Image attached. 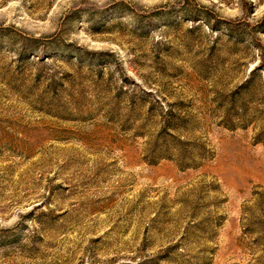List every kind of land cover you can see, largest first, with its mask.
<instances>
[{"label": "rangeland", "instance_id": "obj_1", "mask_svg": "<svg viewBox=\"0 0 264 264\" xmlns=\"http://www.w3.org/2000/svg\"><path fill=\"white\" fill-rule=\"evenodd\" d=\"M264 0H0V264H264Z\"/></svg>", "mask_w": 264, "mask_h": 264}, {"label": "trees", "instance_id": "obj_2", "mask_svg": "<svg viewBox=\"0 0 264 264\" xmlns=\"http://www.w3.org/2000/svg\"><path fill=\"white\" fill-rule=\"evenodd\" d=\"M258 142H263L264 143V136L259 134V137L257 138Z\"/></svg>", "mask_w": 264, "mask_h": 264}]
</instances>
